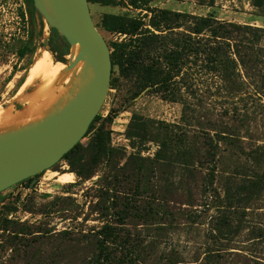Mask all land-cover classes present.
I'll return each mask as SVG.
<instances>
[{"label": "rangeland", "instance_id": "obj_1", "mask_svg": "<svg viewBox=\"0 0 264 264\" xmlns=\"http://www.w3.org/2000/svg\"><path fill=\"white\" fill-rule=\"evenodd\" d=\"M115 1L88 2L109 48L124 35L99 26L104 13L149 19ZM148 5L187 14L179 30L209 15L239 25L224 39L228 74L224 64L191 65L182 99L169 101L135 94L134 81L115 71L80 147L0 192V264H92L101 240L107 264H264V0ZM48 35L29 0H0V107H23L33 88L22 87L27 71ZM100 124L109 139L98 154ZM66 172L72 180L59 182Z\"/></svg>", "mask_w": 264, "mask_h": 264}, {"label": "water", "instance_id": "obj_2", "mask_svg": "<svg viewBox=\"0 0 264 264\" xmlns=\"http://www.w3.org/2000/svg\"><path fill=\"white\" fill-rule=\"evenodd\" d=\"M32 5L49 29L78 50L64 62L63 72H71L66 93L43 117L0 129V192L47 170L71 150L110 87V48L93 22L88 0H32Z\"/></svg>", "mask_w": 264, "mask_h": 264}, {"label": "trees", "instance_id": "obj_3", "mask_svg": "<svg viewBox=\"0 0 264 264\" xmlns=\"http://www.w3.org/2000/svg\"><path fill=\"white\" fill-rule=\"evenodd\" d=\"M125 1L127 6L145 10L146 16L149 15L148 21L145 22L143 17L132 18L104 13L99 26L107 32L124 35L121 40L110 43L112 63L110 87L115 80L112 76L117 71L122 77L134 81L137 89L135 94L147 89L159 93L162 99L181 100V87L189 78L187 72L193 69L191 65L198 68L197 72L204 69L207 72L219 71L225 62L223 59L224 39L232 32H239L240 29L237 24L220 22L209 15L189 21L190 24L184 30H179L181 17H187V14L150 7L149 0ZM29 2L41 27L43 20L33 8L32 0ZM88 2H98L104 5L120 4L115 0H88ZM47 45L56 60L66 61L64 56L69 53L68 45L53 29H49ZM197 62L199 63L197 64ZM229 68L230 66L224 64L222 70L226 73ZM231 68L235 69L233 64ZM98 119L99 115L97 114L88 130ZM108 119L112 118L108 117ZM108 139L109 131L105 130L104 124H100L94 136V145L98 154L103 152ZM79 147L80 142L65 153L62 158H67ZM69 165L75 168L80 178L88 179L90 177V172H82V166H76L73 161H70ZM107 263L109 262L106 254L103 253V240H101L100 256L92 264Z\"/></svg>", "mask_w": 264, "mask_h": 264}, {"label": "bare ground", "instance_id": "obj_4", "mask_svg": "<svg viewBox=\"0 0 264 264\" xmlns=\"http://www.w3.org/2000/svg\"><path fill=\"white\" fill-rule=\"evenodd\" d=\"M77 50L78 46H73L72 53L76 54ZM51 53L45 48L37 50L24 84L22 83V87L33 85V88L28 91L21 109L13 106L0 107V129L18 121L28 122L42 118L45 112L66 93L71 72L65 74L63 70L66 64L64 61L54 59ZM80 66L81 62L78 63L75 71H78ZM56 177L59 182L72 180V174L68 172L58 173Z\"/></svg>", "mask_w": 264, "mask_h": 264}]
</instances>
